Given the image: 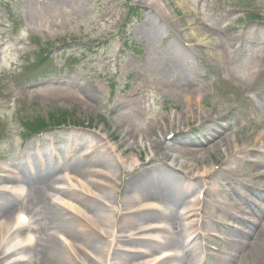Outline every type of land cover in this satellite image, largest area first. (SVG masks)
I'll list each match as a JSON object with an SVG mask.
<instances>
[{"label":"rangeland","instance_id":"obj_1","mask_svg":"<svg viewBox=\"0 0 264 264\" xmlns=\"http://www.w3.org/2000/svg\"><path fill=\"white\" fill-rule=\"evenodd\" d=\"M134 1L138 2L0 0V168L19 172L24 178L20 184L30 187L19 164L30 158L37 174L40 165L50 169L48 154L52 153L59 160L54 162L56 177H67L71 170L64 161L72 160L75 144H81V157L90 158L94 151L103 150L117 163L128 166L134 161L141 171L165 161L163 169L201 180L191 193L196 201L197 192L202 191L195 217L199 229L192 231L200 247L194 263L264 264L254 254L252 237L247 245L234 243L240 239L231 236V228L239 231L242 227L229 220V213L235 212L233 205L240 204L236 189L261 183L264 171V78L256 90L242 88L253 80L257 68L264 70V0H147L145 4L157 6V13L163 14L160 21L170 28L169 35L160 36L151 47L145 35L136 34L150 18L149 5ZM172 40L185 47L189 56L183 63L184 74L175 69L163 76L157 67L174 45ZM242 45H246L243 51ZM182 84L194 93L181 94L178 87ZM40 122L61 127L25 139ZM213 125L216 130L211 131ZM123 131L138 138V143L124 140ZM147 131L165 143L168 157L142 152L146 145L142 135ZM209 134L216 139L201 145ZM185 141L199 146L186 147ZM213 142L220 148H209ZM191 148L196 152L182 157ZM96 170L111 179L115 201L110 203L121 199L130 176L120 178L118 172ZM103 177L92 181L102 182ZM69 182L87 193L80 200L62 197L79 212L84 211L82 201L88 194L100 197L104 193L81 177L73 176ZM3 186L12 187L1 182ZM212 190L215 196L210 195ZM136 199L138 207L155 198ZM20 214L27 216L24 224L29 228L13 241L21 245L38 238V233L30 213L14 210V219ZM151 222L142 224L148 228ZM226 222L232 227L226 228ZM55 235L70 244L67 237ZM154 238L164 243L163 235ZM122 246L142 249L149 255L143 259L152 262L164 257L163 251L174 250L163 245L152 251L143 245ZM24 256L19 252L7 261Z\"/></svg>","mask_w":264,"mask_h":264},{"label":"bare ground","instance_id":"obj_2","mask_svg":"<svg viewBox=\"0 0 264 264\" xmlns=\"http://www.w3.org/2000/svg\"><path fill=\"white\" fill-rule=\"evenodd\" d=\"M136 1L139 3L144 1V4L148 2L147 0ZM78 2L84 4L87 0H70V4H77ZM138 2L135 3L139 4ZM154 7L153 5L147 7L151 13L150 18L136 32L138 35H145L149 47L154 46V42L160 36H168L170 29L166 23L163 24L160 21V18L163 19V14L157 13V6ZM139 10L141 9L139 8ZM138 15L140 14L138 13ZM172 45L165 53L164 60H159L157 68L161 70L163 76L175 69L183 71L182 74L185 72L183 63L189 54L185 51V47L182 45L179 47L175 40H172ZM263 78L264 70L257 68L252 75L253 80L250 83H244V90H256L257 84ZM178 90L181 91V94L194 93L193 88L183 84L178 87ZM210 129L211 131L216 130V126L213 125ZM123 134L124 140L138 143L139 139L132 136L131 133L123 131ZM213 134L204 136L202 138L204 142L201 145L206 146L209 142L208 139L214 141L216 137ZM142 139L146 144L142 152L153 154L154 158L157 155L169 156V151L164 150L165 143L163 144L162 141L154 137L151 131L144 132ZM197 144L199 143L185 141L184 146L197 147L199 146ZM80 145L75 144L72 148V160L70 162L66 161L67 159L63 160L66 168L71 170L67 177L58 178L55 175L57 169H54V162L58 159L56 154H48L50 169L43 171L41 166H38L39 172L35 176H31L30 173L34 165L30 162V158L26 159L22 165L19 164L20 167L18 168L21 170V174L30 185L29 195L23 199L21 189H18L17 186L18 179L9 174L12 171L6 173L4 168H0V183L6 182L7 185H15L9 188L5 186L0 188V191H4L0 193V264H165L169 261H176V264H195L194 258L200 247L198 246V239L192 231L194 228L195 232L196 229H199V221L196 222V211L202 205L198 196L202 191L197 192L196 201L192 199L191 193L197 188L201 180L195 182L172 170L163 169L167 168L163 164L165 161H162L161 166H152L141 171L134 161H131L128 166L125 163H117L111 159L109 153L103 150L94 151L90 158L81 157L79 156ZM210 147L220 148V145L218 142H213ZM195 152V148H191L182 157L188 158ZM67 156L71 157L70 152ZM96 169L118 172L120 178L126 175L130 176L126 189L120 196L121 199L110 203L115 201L112 190L109 188L111 179L107 175L103 177L105 174ZM261 175L262 177L259 178L264 179V171ZM73 176L76 179L77 177L86 179L92 182L95 189L104 191L100 197L88 194V198L82 201L84 211L74 210L62 198L80 200L81 196L87 195L83 192V188L69 186V181L71 178L73 179ZM101 176L105 179L102 182L95 183L92 181L94 178L100 179ZM21 180L24 181V178L22 177ZM203 182L207 183L204 179ZM63 183H68V185L61 186ZM242 188L236 189L234 192L241 204L233 205L236 215L231 217V220L248 228V231L244 229L247 233L242 235L245 245H247V240L254 230L255 234L252 235L254 242L252 243L255 246L253 251L257 259L264 261V196L257 189L246 187L248 193L261 203V206L257 207L242 192ZM207 190L209 191V188ZM212 194L215 196L213 190L210 195ZM140 196L155 198L156 200L146 201L148 204H140L137 207L139 200L136 198ZM103 200L108 204L104 203ZM157 202H159L158 204L161 203L160 207L162 208L154 205ZM239 206H241L240 208L246 207H244V214L249 213L247 218L243 216ZM18 209L25 210L32 216V224L38 233L35 244L32 240H25L21 245L13 242L25 230L29 229L26 228L24 220L14 219L13 212ZM147 221H154L151 222L153 226L145 228L142 223ZM192 221H194L193 224ZM166 225H168L167 229L165 228ZM57 232L67 237L70 244L58 238L55 235ZM145 234H151V236L146 237ZM157 234L163 235L164 243L154 238ZM122 244L143 245L148 251L163 245L174 249L163 251V253L176 251L178 255L161 257L158 261L152 262L143 259L149 255L142 249L137 247L123 249ZM9 245L10 248L7 251L6 248ZM19 252H23L25 256L7 261V258L15 256ZM160 254L162 252L155 256Z\"/></svg>","mask_w":264,"mask_h":264},{"label":"trees","instance_id":"obj_3","mask_svg":"<svg viewBox=\"0 0 264 264\" xmlns=\"http://www.w3.org/2000/svg\"><path fill=\"white\" fill-rule=\"evenodd\" d=\"M65 122H66L65 120H62V123H65ZM33 126L34 125H32L31 127H33ZM45 128H46V126L44 125V123L43 122H40V123H38L36 125V128H33L32 130H30V133L27 136L31 135V133L33 134V133L38 132L40 130H43Z\"/></svg>","mask_w":264,"mask_h":264}]
</instances>
